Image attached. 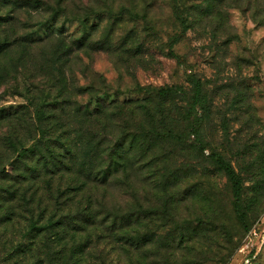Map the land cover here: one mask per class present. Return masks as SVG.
<instances>
[{
	"label": "rangeland",
	"instance_id": "obj_1",
	"mask_svg": "<svg viewBox=\"0 0 264 264\" xmlns=\"http://www.w3.org/2000/svg\"><path fill=\"white\" fill-rule=\"evenodd\" d=\"M37 140L0 172V264H242L264 216V0H0V169Z\"/></svg>",
	"mask_w": 264,
	"mask_h": 264
},
{
	"label": "trees",
	"instance_id": "obj_2",
	"mask_svg": "<svg viewBox=\"0 0 264 264\" xmlns=\"http://www.w3.org/2000/svg\"><path fill=\"white\" fill-rule=\"evenodd\" d=\"M64 38V37H63ZM65 39V38H64ZM82 39V38H80ZM175 41V40H174ZM174 41L172 42V45L174 43ZM5 48H9L11 47L10 42L8 41V37H7V42H5L4 44ZM194 82V95H193V99L191 101V104L189 106V110H188V115H189V120L191 121L190 124V133L194 134L195 136V141L200 145V149L204 150L205 149V142L204 139L202 138V134H201V124L204 121V114L198 115V113L196 112L197 107H203L204 105V101L201 98V88H202V83L199 79H192ZM183 91L182 88H180L177 85H170L167 86L165 88L160 89L159 94H162L163 96H171L172 94H177L178 92ZM105 94V90L103 91H99L96 94H94L91 98L92 101L96 102V105L98 104L97 102V98L95 97H100L101 95ZM98 113H102V111L105 113L104 107L101 104H98V108H97ZM64 134L60 135L59 139H61V137H63ZM43 137V136H41ZM41 145V140H37L36 143L30 144V145H26V144H14L10 149L13 152V154H15V157L11 160L10 165L9 166H4L0 169V172L2 173L3 177L7 176V174H9V171L11 169V166H13V164L17 161H21V160H26L27 158H29V156L31 155H36V147H40ZM52 151V150H51ZM50 151V152H51ZM42 158L44 161L43 163H48V156L45 155L44 153L41 152ZM211 157L216 161V163L218 164V166L226 172V174L228 175L229 179L231 180L232 183V187H233V191H234V195H235V207H236V211L243 216V212L240 208V204L238 202V199L241 195V190H242V183H241V179L238 175V173L236 172L235 168L233 167V165L223 156L221 155L219 152L217 151H212L211 152ZM92 183H99L98 180L96 179H92ZM107 181V178H105L104 182ZM75 198V197H74ZM88 202L91 203L93 200V196L91 194H88L87 196ZM91 205H88L86 207L87 209H91ZM84 213V212H83ZM85 214V213H84ZM88 218H92L93 217V213L91 211H89L87 214H85ZM253 225L248 227V231L252 228ZM35 230V226L33 228V231Z\"/></svg>",
	"mask_w": 264,
	"mask_h": 264
},
{
	"label": "built area",
	"instance_id": "obj_3",
	"mask_svg": "<svg viewBox=\"0 0 264 264\" xmlns=\"http://www.w3.org/2000/svg\"><path fill=\"white\" fill-rule=\"evenodd\" d=\"M264 247V216L247 233V238L239 249L243 255L242 264H252Z\"/></svg>",
	"mask_w": 264,
	"mask_h": 264
}]
</instances>
